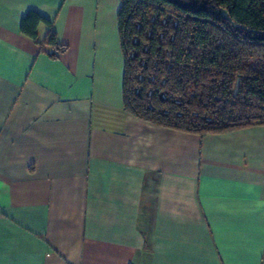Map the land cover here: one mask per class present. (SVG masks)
<instances>
[{
	"label": "crops",
	"instance_id": "obj_1",
	"mask_svg": "<svg viewBox=\"0 0 264 264\" xmlns=\"http://www.w3.org/2000/svg\"><path fill=\"white\" fill-rule=\"evenodd\" d=\"M121 6L0 0V264H262L264 126L127 114ZM31 11L66 52L22 33Z\"/></svg>",
	"mask_w": 264,
	"mask_h": 264
},
{
	"label": "trees",
	"instance_id": "obj_2",
	"mask_svg": "<svg viewBox=\"0 0 264 264\" xmlns=\"http://www.w3.org/2000/svg\"><path fill=\"white\" fill-rule=\"evenodd\" d=\"M121 1L127 114L201 137L264 126V0ZM41 25L66 52L37 12L21 31L38 42Z\"/></svg>",
	"mask_w": 264,
	"mask_h": 264
},
{
	"label": "built area",
	"instance_id": "obj_3",
	"mask_svg": "<svg viewBox=\"0 0 264 264\" xmlns=\"http://www.w3.org/2000/svg\"><path fill=\"white\" fill-rule=\"evenodd\" d=\"M262 264H264V262Z\"/></svg>",
	"mask_w": 264,
	"mask_h": 264
}]
</instances>
